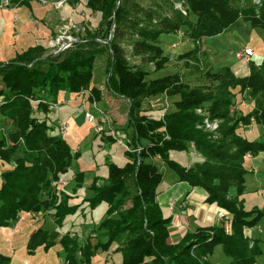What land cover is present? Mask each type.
Returning <instances> with one entry per match:
<instances>
[{
    "label": "trees",
    "instance_id": "1",
    "mask_svg": "<svg viewBox=\"0 0 264 264\" xmlns=\"http://www.w3.org/2000/svg\"><path fill=\"white\" fill-rule=\"evenodd\" d=\"M117 2L87 0V8L100 15V22L70 49L53 55L49 47L36 45L11 62L0 63V228L23 212L51 214L59 227L77 213L75 196L57 189L60 177L70 169L72 150L47 124L44 113L49 108L44 101H56L63 91L78 97L86 90L100 101V91L92 83L97 63L105 59L108 90L128 102V161L123 167L109 163L106 182L100 185L96 177L89 188L92 208L108 206L93 231L98 242L68 248L82 250L87 261L97 250L117 244L121 264H212L211 256L221 247L229 264H259L263 241L246 237L245 230L263 225L264 209H245L241 198L250 168L247 161L264 154V135L259 139L249 134L251 125L264 128V58L258 63L251 60L249 75L237 78L230 68L204 71L200 56L207 55L204 39L241 23L264 30V0H154L146 8L138 0H121L118 6ZM182 30L195 49L181 58L194 60L202 82L186 83L181 73L149 79L150 73L163 70L170 61L160 46L161 35ZM128 36L132 56L141 58V66L127 57L122 42ZM148 64L154 65L153 71L146 69ZM159 96L178 97L174 110H162L157 116L146 112L145 102ZM238 96L252 102L251 113L235 114ZM10 120L8 130L5 121ZM205 120L217 121L218 130H206ZM106 137L116 141L109 134ZM20 152L23 158L11 160ZM177 152L196 161L181 165L174 159ZM167 167L180 182L203 189L209 204L227 212L231 230L226 231L225 224L200 228L170 244L171 219L165 218L157 200ZM74 180L75 190L83 187V174H75ZM58 235L38 229L29 242L30 252L40 246L50 249ZM71 237L66 234L61 241H74ZM10 263L11 258L0 254V264Z\"/></svg>",
    "mask_w": 264,
    "mask_h": 264
},
{
    "label": "rangeland",
    "instance_id": "2",
    "mask_svg": "<svg viewBox=\"0 0 264 264\" xmlns=\"http://www.w3.org/2000/svg\"><path fill=\"white\" fill-rule=\"evenodd\" d=\"M29 4H18V7H13L12 4L7 9H0V63L7 64L13 59L27 51L35 45H42L47 47L48 41L55 40L59 29L68 21L73 20L76 28L74 36L76 38H83L86 30H95L100 22V15L92 13L86 6L87 0H80L78 3L68 1L62 10H56L53 3L59 0H46L47 4L43 5L40 0H29ZM143 7L151 5L154 0H138ZM15 4V5H16ZM2 0L0 1V8ZM113 29V28H112ZM112 32V31H111ZM185 30L178 33L163 34L160 37V46L164 55L170 59L166 67L158 72H152L149 79H157L164 76H171L177 73L183 75V81L191 85L200 84L202 82L201 73L193 68L194 60L182 59L188 52L195 49V45L184 35ZM112 34V33H111ZM123 47L127 53V57L131 64L141 66V58L132 56L133 46L131 45L130 37L128 36L123 42ZM250 47L254 51L253 62H261L264 58V30L261 28H251L247 23L229 29L227 32L216 37L204 39L202 48L207 55L200 56L201 67L206 70L218 71L222 68H230L234 71L237 78H245L249 75L250 61L244 57H239V54ZM202 49V52L204 51ZM189 60V61H188ZM189 62V63H188ZM189 64L190 66L186 65ZM153 64L146 65V69L151 72L154 70ZM106 60L101 59L96 65L93 78V86H98L100 91L98 101L97 97L92 98V102L105 101V110L113 121V126L117 130V137L124 141L127 140L125 130L127 128L128 120V102L115 96L108 90L106 86ZM104 87V90L102 89ZM3 84L0 82V90ZM155 100L145 102V111L157 116L158 112L162 110H174V103L178 97L166 99V97L159 96ZM69 100H71L69 102ZM58 107L54 110L48 109V114L44 115L47 119V124L53 130V134H60L67 142L72 150L71 166L68 172L60 177L57 189L71 194L74 197V204L79 206V209L84 212L89 219L88 225L94 222H99L106 215L108 206L102 203L94 208L87 200L91 193H80L75 190L76 181L75 174L89 175L94 174L100 179L99 184L103 185L108 176V164L113 163L119 167L126 165L128 158L126 150L119 145L117 141L112 142L106 137V133H96L95 128L101 126L97 124H90L85 120V112L89 111L97 115V111L93 110L90 104H86L83 112L80 111L81 98H76L75 94L68 92H60L57 100L54 101ZM152 103L156 105L152 107ZM254 109L253 104L249 99H242L238 96L236 100L235 114L246 115L251 113ZM44 112V111H43ZM38 116L43 115L41 113ZM6 127L11 124V120L6 122ZM63 128H66L64 132ZM258 138L261 139L264 135V128L255 126ZM3 132V130H1ZM15 157L23 158L24 155L16 153L11 158L16 161ZM174 159L181 165L187 166L190 160L196 161V158H191L186 152H177ZM159 163V162H158ZM160 165V163H159ZM247 165L250 166L247 175L246 191L241 200L244 202V208L252 210L255 207L264 209V197L258 193V185L264 189V164L256 161L255 171L252 173V165L248 160ZM176 173L167 167L164 176V183L173 182L176 179ZM63 180L68 181V185L62 183ZM1 183V178H0ZM89 183V182H87ZM161 187V186H160ZM159 187V188H160ZM83 188V187H81ZM80 188V189H81ZM78 216L67 217L64 227L58 228L57 231L63 234L64 230L69 232H76V234L84 233L89 236L88 231H83L79 226L72 225V219L78 220ZM56 222L49 216L45 217L39 214H31L23 212L18 219L9 226L0 228V254L11 258L10 264H22L28 262L29 264H109L99 254H93L91 260L82 263V250L74 251L68 247L83 246V241L80 238L74 241L63 243L61 240L50 249L40 246L31 253L29 250V242L33 234L40 228L49 231H56ZM91 227V226H90ZM91 229V228H90ZM257 237L263 241L264 251V221L263 230L261 233L255 232ZM72 239V237H71ZM73 240V239H72ZM93 241V240H91ZM94 243V242H92ZM212 264H229L230 258L225 255L221 247L215 249L211 256ZM114 260H112L113 262ZM264 262L263 256L258 259V263ZM121 264L120 260H116L112 264ZM111 264V263H110Z\"/></svg>",
    "mask_w": 264,
    "mask_h": 264
},
{
    "label": "crops",
    "instance_id": "3",
    "mask_svg": "<svg viewBox=\"0 0 264 264\" xmlns=\"http://www.w3.org/2000/svg\"><path fill=\"white\" fill-rule=\"evenodd\" d=\"M12 2L11 4L13 7H18V4H16L14 0H12ZM49 42L50 39L48 41V46H49ZM98 105L99 107L105 110L106 103L104 100L98 103ZM83 110L84 108L80 107V111L83 112ZM249 134H254L258 136L257 131L255 129V125H251V130H249ZM258 160L260 164H264V154H260L258 157L251 159L250 162L252 165L253 174H256V171L254 169L255 168L254 163L256 164V161ZM192 162L193 161H190L188 165L190 166ZM95 178L96 176L94 174H90V176L85 175L83 188L78 189L80 193L82 194L89 193V188L93 184ZM167 184L168 185L164 183V178H163V182L160 185L161 187L158 189L157 200L165 218L171 219V223L169 225L170 244H177L182 240V238L186 235V233L194 232L200 228H209L214 225L225 224L223 226H225L226 231L231 230L230 225H228L230 224L231 216L228 215L227 212H225L224 210L220 209L217 204H209L207 202L208 195L203 189L191 188L187 183L180 182L178 177H176V179H174L173 182L171 181L170 183ZM261 191H264V189H262V187L258 185V193H261ZM74 195L77 196L76 194ZM263 197H264V193H263ZM73 204H74V200H73ZM81 211L82 210L78 209L75 216H78L79 218L78 220L72 219L71 220L72 225H74L75 224L74 222L76 221V225L79 226L83 231L89 230L88 231L89 236H86L87 234L85 235L84 233L76 234V232H71V231L69 232L68 230H64L63 234L61 235V232L57 230L58 228L62 229L64 227L65 221L61 227L56 225L57 226L56 231H49L44 228L41 229L47 230L50 233L52 232L58 233L59 234L58 241L61 240L62 237L66 234H69L70 236L74 237V239L80 238L83 241V246L82 245L79 246L80 248L85 247L88 241L92 245H95L98 242L99 238L95 234H93V231L96 228V226L102 221V219L99 222H94L88 225L89 219L87 218L86 214ZM220 213H224L226 215L225 216L226 219L221 218ZM49 216L54 220V217L51 214H49ZM262 230H263V225L260 226L258 229H251V230L247 229L245 230V235L246 237L249 238H256L255 236L257 235H255V232L261 233ZM95 254H99V256H101L105 261L109 262V264L116 262V260H120V262H122V255L118 251L117 244H113L107 251H103L102 249H99L95 252ZM112 260L114 261L112 262ZM86 262H89V260L87 261V259L82 258V263H86Z\"/></svg>",
    "mask_w": 264,
    "mask_h": 264
},
{
    "label": "built area",
    "instance_id": "4",
    "mask_svg": "<svg viewBox=\"0 0 264 264\" xmlns=\"http://www.w3.org/2000/svg\"><path fill=\"white\" fill-rule=\"evenodd\" d=\"M42 2L43 5L47 4L46 0H40ZM68 0H59L53 3V7L56 10H62L65 6V4L67 3ZM11 5L10 0H2V9H7L9 8V6ZM75 24L73 22V20L69 19L68 21H66V23L59 29L57 37L55 38V40H52L51 42H49V49H50V53L53 55H58L68 49H70L73 44H75L78 40L77 38H75L74 36V31H75ZM254 51L252 48L247 47L245 50H243L240 54L239 57H244L247 60L251 61L254 58ZM104 90V87L102 88ZM81 98V107L85 108L86 104H90L93 107V110L97 111V115L89 112V111H84L85 112V120L90 123V124H97L98 122L101 124V126H97L95 128L96 133H106L109 134L113 139H115L119 145H121L125 150H130V148L126 145V142L122 139H119L117 137V130L114 128L113 126V122L111 120V117L109 116V114H107V112L102 109L101 107H99L97 102H92V98L93 95L91 93V91L86 90L84 92H82L78 97ZM71 100H69L70 102ZM36 104L39 103L35 102ZM44 103L47 104L48 108L52 111L55 108L58 107V104L56 102L53 101H47ZM0 107H1V102H0ZM200 112V111H199ZM219 127V123L217 121L211 122L209 120H205V129L211 132H216L218 130ZM66 130V128H63L64 132ZM142 151V148L139 147L135 150V152H137L138 154ZM62 183L64 185H68V181L63 180ZM264 191H261V195H263ZM173 207V205H172ZM225 214L224 213H220V217L221 218H225ZM22 264H29L28 262H23Z\"/></svg>",
    "mask_w": 264,
    "mask_h": 264
},
{
    "label": "water",
    "instance_id": "5",
    "mask_svg": "<svg viewBox=\"0 0 264 264\" xmlns=\"http://www.w3.org/2000/svg\"><path fill=\"white\" fill-rule=\"evenodd\" d=\"M120 1H121V0H118V2H117V6L119 5ZM114 27H115V25L113 26V29H112V32H111L112 34H111V36H110L109 42L113 39Z\"/></svg>",
    "mask_w": 264,
    "mask_h": 264
}]
</instances>
